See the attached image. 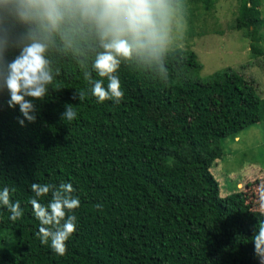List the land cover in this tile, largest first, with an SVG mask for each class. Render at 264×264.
Returning <instances> with one entry per match:
<instances>
[{"label":"trees","instance_id":"1","mask_svg":"<svg viewBox=\"0 0 264 264\" xmlns=\"http://www.w3.org/2000/svg\"><path fill=\"white\" fill-rule=\"evenodd\" d=\"M215 2L185 0L194 17ZM237 3L236 29L264 59L262 0ZM58 66L59 89L37 102L35 122L20 126L17 109L0 107V183L25 206L15 222L0 211V264H260L250 236L264 210L247 194L253 183L222 197L211 171L228 138L264 121L252 79L232 68L202 79L197 53L176 48L166 81L122 65L123 99L98 103L76 63ZM76 90L86 93L80 101ZM66 102L78 112L72 121L61 119ZM34 180H71L80 197L64 256L35 235Z\"/></svg>","mask_w":264,"mask_h":264},{"label":"clouds","instance_id":"2","mask_svg":"<svg viewBox=\"0 0 264 264\" xmlns=\"http://www.w3.org/2000/svg\"><path fill=\"white\" fill-rule=\"evenodd\" d=\"M186 28L185 0H0V107L17 109L20 126L35 122L37 102L59 89L58 64L66 58L82 70L87 94L98 103H120L125 95L122 65L166 81L170 54ZM85 95L74 93L79 101ZM60 115L72 121L78 112L66 102ZM29 189L27 205L39 221L35 235L64 256L78 230L74 209L81 200L73 183L34 180ZM14 192L13 186L0 183V211H7L12 222L25 211ZM250 237L254 255L264 264V221L254 225Z\"/></svg>","mask_w":264,"mask_h":264},{"label":"rangeland","instance_id":"3","mask_svg":"<svg viewBox=\"0 0 264 264\" xmlns=\"http://www.w3.org/2000/svg\"><path fill=\"white\" fill-rule=\"evenodd\" d=\"M237 9V0H217L210 11L200 7L195 17L188 10L187 28L177 48L197 53L203 65L202 79L232 68L245 78L252 79L258 95L264 99V59L252 56V38L250 40L236 29ZM261 11L264 19V0ZM213 108L219 110L218 104ZM185 112H191L187 104ZM223 151V157L211 170L220 184L221 196L226 197L238 188L241 190L242 186L246 191L245 185L252 182L247 194L259 209L264 210V121L243 130L238 138H228Z\"/></svg>","mask_w":264,"mask_h":264}]
</instances>
